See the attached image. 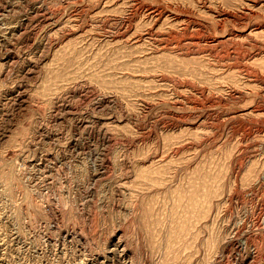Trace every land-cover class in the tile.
Here are the masks:
<instances>
[{"label":"rangeland","instance_id":"rangeland-1","mask_svg":"<svg viewBox=\"0 0 264 264\" xmlns=\"http://www.w3.org/2000/svg\"><path fill=\"white\" fill-rule=\"evenodd\" d=\"M141 1L210 26L264 2ZM130 4L0 0V264H264V139L233 118L264 89L228 69L248 57L159 48L169 17L121 35Z\"/></svg>","mask_w":264,"mask_h":264},{"label":"bare ground","instance_id":"bare-ground-1","mask_svg":"<svg viewBox=\"0 0 264 264\" xmlns=\"http://www.w3.org/2000/svg\"><path fill=\"white\" fill-rule=\"evenodd\" d=\"M223 1L226 5H230L228 0ZM130 7H132L131 9H133L134 12H132V15H129L128 17L126 16L127 18L124 21L126 26L120 33L121 35H125L128 31H130L131 26H133V16L142 13V15H147V17L154 22V24L156 23L155 25H157L159 21H162L164 17L172 18L180 23L176 29L171 28L167 31H160L153 25L146 31L149 41H153L159 46V48L162 47L170 50L178 48L181 49L183 47V39L186 41L185 44L201 47L202 45L209 44L212 39H214V41H218L217 38L222 36L223 39L226 38V40L228 39L234 43V54L242 57H248L245 59L244 63L241 61L242 64L237 62L230 63V65L228 63V65H230L228 66V69L236 70L237 74L244 79L247 84L257 83L264 89V66H258L253 63V61L259 59L260 57H264V2L261 3V5L251 4L249 6H241V9L239 8L240 10L237 12L232 11L229 7V10H217V20L215 22L213 21L214 23H211V26L205 19H197L192 17L191 13H186L189 12L188 10L186 12L182 11L183 13H179L181 11L178 12L173 9L174 7L171 8L170 6L164 4L160 6H153L144 4L142 1L137 3V0H131V4L128 8ZM210 30H212L213 34L210 33ZM113 35L115 36V34ZM138 36L140 35L137 33L136 37ZM200 49L199 53L203 56H205L209 51L205 46ZM224 67L227 69V66H223V68ZM233 89L235 90L236 88L233 87ZM240 91L241 90L236 91L237 98L238 101H244V106H242L238 112H234L233 118H247L246 120H249V131L258 134L259 136H263L264 139V93H254V91L250 88L243 92ZM252 94V101L245 105V100L249 99V96ZM249 131L247 130V133ZM261 148L264 150V140L261 143ZM56 222H58L57 219ZM243 235V238L245 239V247L250 248L253 243L250 234L245 233Z\"/></svg>","mask_w":264,"mask_h":264}]
</instances>
